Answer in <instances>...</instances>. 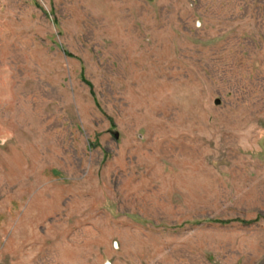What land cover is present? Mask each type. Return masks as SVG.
Listing matches in <instances>:
<instances>
[{"label":"rangeland","instance_id":"rangeland-1","mask_svg":"<svg viewBox=\"0 0 264 264\" xmlns=\"http://www.w3.org/2000/svg\"><path fill=\"white\" fill-rule=\"evenodd\" d=\"M0 264H264V0H0Z\"/></svg>","mask_w":264,"mask_h":264},{"label":"trees","instance_id":"trees-1","mask_svg":"<svg viewBox=\"0 0 264 264\" xmlns=\"http://www.w3.org/2000/svg\"><path fill=\"white\" fill-rule=\"evenodd\" d=\"M82 74H84V73H82Z\"/></svg>","mask_w":264,"mask_h":264}]
</instances>
